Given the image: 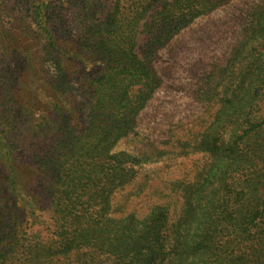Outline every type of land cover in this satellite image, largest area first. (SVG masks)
I'll return each mask as SVG.
<instances>
[{
  "label": "trees",
  "instance_id": "obj_1",
  "mask_svg": "<svg viewBox=\"0 0 264 264\" xmlns=\"http://www.w3.org/2000/svg\"><path fill=\"white\" fill-rule=\"evenodd\" d=\"M230 1L83 0L81 49L69 52L57 48L49 14H40L53 69L43 88L52 101L24 178L16 150L0 141V264H183L185 253L198 264H264V3L230 58L233 88L216 118V188L188 200V241L169 246L160 205L142 218L110 215L112 194L137 173L136 158L113 148L162 84L159 51ZM82 57L92 64L83 77L74 63ZM42 201L48 221L37 214Z\"/></svg>",
  "mask_w": 264,
  "mask_h": 264
},
{
  "label": "rangeland",
  "instance_id": "obj_2",
  "mask_svg": "<svg viewBox=\"0 0 264 264\" xmlns=\"http://www.w3.org/2000/svg\"><path fill=\"white\" fill-rule=\"evenodd\" d=\"M82 1L0 0V141H8L16 150L18 174L23 178L34 164L33 136L52 101L43 88L53 69L48 67L49 47L38 17L49 14L57 48L80 50ZM261 3L264 0H231L194 20L159 51L154 65L162 84L139 113L134 131L113 148L136 158L137 173L112 194V217L142 218L160 205L167 214L169 246L188 241L193 230L183 221L188 200L200 202L216 188V118L220 99L230 96L233 88L230 58L246 39ZM144 43L142 34L139 52ZM74 63L79 64L81 77L92 68L85 57ZM0 173L6 176L3 165ZM47 206L42 201L37 211L40 220L48 221ZM182 258L183 264H198L200 259L188 253Z\"/></svg>",
  "mask_w": 264,
  "mask_h": 264
}]
</instances>
